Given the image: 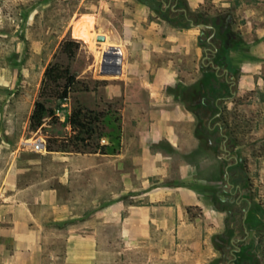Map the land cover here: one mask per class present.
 Returning a JSON list of instances; mask_svg holds the SVG:
<instances>
[{
  "label": "rangeland",
  "instance_id": "obj_1",
  "mask_svg": "<svg viewBox=\"0 0 264 264\" xmlns=\"http://www.w3.org/2000/svg\"><path fill=\"white\" fill-rule=\"evenodd\" d=\"M191 2L195 7L193 11L198 14L207 12L213 17L225 12L235 19L233 28L237 38L231 54L220 51L215 58L216 61L226 55L227 61L233 60L234 64L229 62V74L235 78L236 95L232 97H229L227 85L205 66L207 59L201 66L204 54L198 46L205 45L209 32L201 40V27L191 26L183 16L171 22L164 20L159 13L161 3L158 0H0V207L33 197L34 194L28 197L24 194V188L30 182L26 177L39 172L36 169L41 166L42 157L52 153L46 150L50 141L57 140L66 148V151L54 152L92 154L103 145L108 146L106 152H115L119 137V101H105L103 90L109 83L119 81L124 71L120 75L103 74L100 67L102 54L109 46L121 49L125 44H140L142 33L145 44H150L154 50L150 58H169L177 51L173 52L171 46L174 40H168L172 38L176 43L187 45V50L190 48L188 45H193V51L190 53L189 50L187 55L190 59L186 60V68L180 75L185 81L171 91L178 106L195 113L192 140L184 154L179 149L173 153V166L180 167L183 158L186 171H190L195 180L203 178L208 182L207 189L204 184L203 188L197 189L207 196L203 208L187 209L188 218L193 223L190 239H194V244L183 246L177 243L174 252L187 256L191 253L194 259L197 256L199 262L196 264H218L222 261V246L225 244L228 247L224 259L226 264L230 258L228 251L232 248H229L227 239L233 237L229 225L233 224L237 231L233 239H248L238 253L236 264L242 261L245 264H264V29L257 31L256 26L253 27L255 23L264 26V21L257 17L264 16V0ZM177 4L191 11L188 0H178ZM84 15L95 20L96 39L93 43L73 36L75 22ZM250 17L255 18L253 24L241 29L253 19ZM99 35L105 40L98 41ZM69 39L81 42L72 60L60 48ZM122 60L125 61V54ZM208 60H211L210 55ZM227 61L225 67L229 66ZM56 62L69 67L79 82L78 89L67 100L40 99L43 72ZM168 63L184 65V61L172 59ZM200 89L204 92L201 93ZM222 90H225L227 98L222 99L219 106L223 109L228 148L235 161L225 160L219 153L220 136L207 139V127L197 113L202 108L198 106L200 100L208 96L210 103L220 96ZM38 100L44 101L46 107L53 111V116H46L42 126L33 131L29 127V117ZM77 107L103 117L94 126L91 149L73 140L75 132L67 119ZM215 111L211 110L212 115ZM214 121L209 120L207 125L212 126ZM39 139L43 141L45 150L36 152L32 145ZM226 173L229 184L239 185L238 198L231 194L232 190L224 179ZM240 197L244 199L240 200ZM3 209L7 214L8 208ZM244 212L247 235L242 227ZM224 237L227 241L220 242L219 239ZM162 247L168 251L169 244H162ZM9 256V245L2 243L0 264L6 263Z\"/></svg>",
  "mask_w": 264,
  "mask_h": 264
},
{
  "label": "crops",
  "instance_id": "obj_2",
  "mask_svg": "<svg viewBox=\"0 0 264 264\" xmlns=\"http://www.w3.org/2000/svg\"><path fill=\"white\" fill-rule=\"evenodd\" d=\"M188 1L191 11L195 10L193 0ZM254 17L241 29L253 24ZM257 17L264 21V16ZM231 18L234 27L235 19ZM254 26L257 31L264 29L257 23ZM143 37L140 33V44L117 47L121 57L125 54V61L121 58L124 75L103 90L105 101H119L117 150L104 154L52 152L42 157L41 166L36 169L39 172L26 177L30 182L24 194H34L33 197L0 207V245L10 247L4 264L199 262L191 253L187 256L174 252L177 243L194 244V239H190L193 223L187 209L203 208L207 196L197 189L203 184L208 188L207 180H195L186 171L183 158L180 167L173 166V153L179 149L184 154L192 140L195 113L178 106L171 89L184 83L180 75L193 45H188L187 50V45L168 39L174 40L171 46L176 53L169 58L152 59L149 55L154 50ZM198 47L204 54L203 48ZM171 59L184 61V65H170ZM204 59L207 57L202 58L201 66ZM227 62L225 69L230 73V64L234 63ZM54 160L55 164L49 167ZM3 208H8L7 214ZM245 218L244 212L242 227L247 235ZM229 228L233 237L237 236L236 227L230 224ZM233 237L227 239L232 248L226 264L236 259L233 244L241 242L242 246L248 240ZM227 240L219 239L222 243ZM162 244H169L168 251ZM226 248L224 244L222 251ZM221 260L218 264H224V252Z\"/></svg>",
  "mask_w": 264,
  "mask_h": 264
},
{
  "label": "flooded vegetation",
  "instance_id": "obj_3",
  "mask_svg": "<svg viewBox=\"0 0 264 264\" xmlns=\"http://www.w3.org/2000/svg\"><path fill=\"white\" fill-rule=\"evenodd\" d=\"M158 1L161 3V10L159 11V13L163 15L164 20L171 22L178 19V17L183 16L186 21H189V24L193 23V25L195 26L203 25V27H201V40H203V36L207 32H209L205 40V45H201L204 50V55L207 57L208 61L206 67H210L214 72V76L220 79L221 82H223L225 85H227L229 97H232L235 94L234 89L236 82L234 76L230 75L228 71L224 72L226 68V55L220 56L216 61L215 58L220 55V51L227 52L233 48V42L236 41L237 38L235 30L233 28V19L225 12H221L215 14L213 17H210L207 12L198 14V12L196 11H188L186 8L178 7V0ZM172 1L174 2L172 3ZM165 12L168 13L165 14ZM200 43L203 42L201 41ZM209 55L211 57V60H208ZM215 67H218V69H216ZM214 87L216 86L214 85ZM225 93V90H222L220 96L215 97L214 101L211 100L210 103L207 101V99L209 98L208 96L205 97V99L200 100L198 106L202 108L198 109L197 113L200 115L203 124L207 127V139H209V136H220L222 141L219 145V153H222L224 155L225 160L235 161V157L232 155L231 150L228 148L227 137L224 133V121L222 120L223 109L219 106L220 101L227 98L225 96ZM203 108H210L211 110L214 109L216 111L212 115L211 110L205 111ZM203 112H205V116ZM211 119L215 120L214 124L212 126L207 125V122ZM228 185L230 186V184ZM231 185V194L238 198L239 188H237V186L239 185ZM242 199H244V197H240V200ZM241 244V242L233 244V253H235L234 255L236 256V259L231 262L232 264L237 263L238 253H240L242 249ZM223 252L225 253L226 249H224ZM239 264H245V262L242 261Z\"/></svg>",
  "mask_w": 264,
  "mask_h": 264
},
{
  "label": "trees",
  "instance_id": "obj_4",
  "mask_svg": "<svg viewBox=\"0 0 264 264\" xmlns=\"http://www.w3.org/2000/svg\"><path fill=\"white\" fill-rule=\"evenodd\" d=\"M81 42L78 40H65L61 44V51L65 56L72 60L75 57L76 52L80 49ZM79 82L76 77L71 74L69 67L60 63H53L46 67L43 72L39 98L40 99H57L67 100L72 92H76ZM46 116H53V111L49 110L43 100H38L34 103V107L29 117V127L31 130H38L44 121ZM101 114H94L93 112H87L77 107L69 115L67 121L75 135L73 140L84 144L87 148H92L90 140L95 134L94 126L102 121ZM89 141V142H88ZM53 146H56L55 148ZM108 146L103 145L97 147L96 150L99 153L104 154ZM48 152L54 151H66V148L57 140L50 141L46 146Z\"/></svg>",
  "mask_w": 264,
  "mask_h": 264
},
{
  "label": "water",
  "instance_id": "obj_5",
  "mask_svg": "<svg viewBox=\"0 0 264 264\" xmlns=\"http://www.w3.org/2000/svg\"><path fill=\"white\" fill-rule=\"evenodd\" d=\"M191 26H194L193 23L190 24ZM199 27H203V25H199ZM98 41H104L105 37L102 35H99L97 37ZM121 53L120 50L115 46H109L106 51L102 54L101 59V72L105 74H111V75H120L121 74ZM218 69V67H215ZM225 72L227 70L225 69ZM225 181L228 183V177L227 173L224 176ZM226 252L224 253V259L226 258Z\"/></svg>",
  "mask_w": 264,
  "mask_h": 264
},
{
  "label": "bare ground",
  "instance_id": "obj_6",
  "mask_svg": "<svg viewBox=\"0 0 264 264\" xmlns=\"http://www.w3.org/2000/svg\"><path fill=\"white\" fill-rule=\"evenodd\" d=\"M94 24L95 20L92 16H81L74 24L73 36L87 39V41L93 43L96 39ZM103 45H106V43Z\"/></svg>",
  "mask_w": 264,
  "mask_h": 264
},
{
  "label": "built area",
  "instance_id": "obj_7",
  "mask_svg": "<svg viewBox=\"0 0 264 264\" xmlns=\"http://www.w3.org/2000/svg\"><path fill=\"white\" fill-rule=\"evenodd\" d=\"M32 147H33V150H35L36 152H41L45 150V145L41 139L35 141Z\"/></svg>",
  "mask_w": 264,
  "mask_h": 264
}]
</instances>
